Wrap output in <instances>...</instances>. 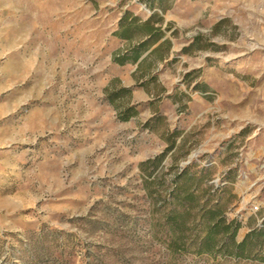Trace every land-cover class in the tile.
<instances>
[{"label":"rangeland","instance_id":"374dc122","mask_svg":"<svg viewBox=\"0 0 264 264\" xmlns=\"http://www.w3.org/2000/svg\"><path fill=\"white\" fill-rule=\"evenodd\" d=\"M210 210L264 227V0H0V264H264Z\"/></svg>","mask_w":264,"mask_h":264},{"label":"trees","instance_id":"16d2710c","mask_svg":"<svg viewBox=\"0 0 264 264\" xmlns=\"http://www.w3.org/2000/svg\"><path fill=\"white\" fill-rule=\"evenodd\" d=\"M146 27L151 35L153 29L148 25H146ZM126 31L128 32V29H126ZM126 31L122 33L124 36L128 34ZM114 59L119 63L125 61L124 55ZM140 59L141 56L138 49L133 50L132 61L138 62ZM160 159L161 156H157V165H159ZM189 169L190 166H186L179 173L174 174L171 179V185L173 186L171 194L177 196L178 199L184 198L187 199L189 203H192L196 201V196L190 192V189L195 185V181L192 174L189 173ZM203 170L206 169L204 168ZM191 181H194V183ZM218 212V210L208 211V219L211 223L208 225L207 233L200 245L202 247L201 249L205 252H220L222 255L247 259L258 258V260L264 261V227L250 230L241 241L237 242L235 240L237 224L233 221L224 223L221 218H217ZM187 215V212L180 214V229L183 228ZM168 217L170 220H176V217L173 215H169ZM219 233H222L221 239L217 237Z\"/></svg>","mask_w":264,"mask_h":264},{"label":"built area","instance_id":"2783aa9c","mask_svg":"<svg viewBox=\"0 0 264 264\" xmlns=\"http://www.w3.org/2000/svg\"><path fill=\"white\" fill-rule=\"evenodd\" d=\"M254 209H257V207H254Z\"/></svg>","mask_w":264,"mask_h":264}]
</instances>
